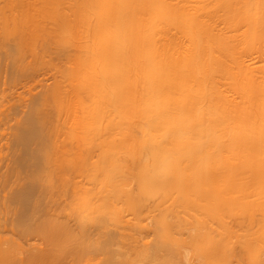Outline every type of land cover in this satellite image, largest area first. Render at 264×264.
I'll return each mask as SVG.
<instances>
[{"label":"bare ground","instance_id":"1","mask_svg":"<svg viewBox=\"0 0 264 264\" xmlns=\"http://www.w3.org/2000/svg\"><path fill=\"white\" fill-rule=\"evenodd\" d=\"M34 10L36 32L19 48L75 51L47 53L37 107L0 108L16 151L0 204L46 245L18 259L0 233V264H264V0H38ZM40 138L52 156L42 185L69 192L67 214L91 235L26 208Z\"/></svg>","mask_w":264,"mask_h":264},{"label":"rangeland","instance_id":"2","mask_svg":"<svg viewBox=\"0 0 264 264\" xmlns=\"http://www.w3.org/2000/svg\"><path fill=\"white\" fill-rule=\"evenodd\" d=\"M37 3L38 0H0V11H4V15L0 14V30L5 24V18L13 22L12 25L15 29V33L11 30H8L7 34L0 33V108L4 109L5 113L10 109L9 113H12V116L17 113L21 114L22 110H27V103L31 102L37 107L36 104L39 102V97L36 96L37 84L50 76L51 71L49 68L53 65V62L49 61L47 53L52 52L53 55L57 54L64 57L67 53L75 51L74 44L64 47L63 51L58 53L52 44L43 48L37 46L34 51L35 55L31 54L29 48H19L20 40L28 41L32 34L36 32L37 13L34 9L37 7ZM27 13L29 15L24 16ZM15 20L16 23H14ZM43 55L45 56L42 59ZM13 123V119L7 124L1 123L0 120V178L2 180L10 179L11 175L14 176L11 173V166L13 159H16V151L13 142L10 143L7 140L9 138L8 133L12 130L9 125ZM43 138L32 142L30 145L32 149L40 148V151L36 154L38 164L35 167V173L38 171L36 176L39 182H36V187L31 194L32 203L26 208L30 213L33 212L37 215L42 213L54 214L53 216L65 221L79 236L85 233L91 235L93 233L91 225L85 223L81 226L73 216L67 214L70 199L69 192L60 188L58 181L53 183L50 187L51 190L42 185L44 174L47 177L52 173L51 168L46 164V159L52 156L48 151V143ZM44 159L46 172L44 171ZM31 170L33 171V167L23 170L21 177L31 176ZM1 186L2 183H0V190ZM4 193L5 191L1 190L0 197ZM44 195H51L52 199H45ZM15 211L16 207L14 205L4 206L0 204V233L11 238L19 245L21 253L18 255V259H25L30 252L39 250L46 245L41 243L39 237L35 234L22 235L20 233V227L16 223ZM114 236L117 238V235ZM72 263H74L73 256L66 255L62 257V263L60 264Z\"/></svg>","mask_w":264,"mask_h":264}]
</instances>
